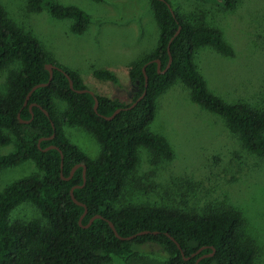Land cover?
I'll return each instance as SVG.
<instances>
[{"label": "trees", "instance_id": "1", "mask_svg": "<svg viewBox=\"0 0 264 264\" xmlns=\"http://www.w3.org/2000/svg\"><path fill=\"white\" fill-rule=\"evenodd\" d=\"M201 1L233 8L237 0ZM152 4L159 36L156 47L129 67L132 98L125 102L95 93L98 112L94 109L95 96L77 91L88 88L78 72L50 56L0 4V72L16 66L9 74L7 89L0 91V145L14 140L16 147L0 153V168L29 160L38 168V172L14 180L0 192V264H107L115 258L130 264L148 244L159 246L169 255L163 264H195L212 252L198 264H255L256 243L248 235L242 212L232 206L220 204L200 212L159 205H119L127 181L139 164L141 148H147L156 160L174 155L169 141L150 126L157 114L158 98L177 81L188 87L194 103L220 115L245 148L264 155V108L225 101L209 90L194 62L196 51L204 46L224 55L234 54L222 30L202 18L184 15L171 0H152ZM28 6L35 12L47 10L57 18L71 19L75 33H83L91 22L84 9L57 0H28ZM170 57L172 64L164 71ZM48 64L57 66L52 81L37 88L25 104L36 84L49 81ZM94 74L117 82L109 69H98ZM145 90V96L128 108ZM59 103H64L63 109L58 108ZM119 108L113 119L103 117ZM65 125L92 134L100 145L99 154L92 157L73 143ZM55 131L54 139L38 144L40 138ZM50 145L62 150L63 168L59 149L44 150ZM77 164L81 165L72 178L66 179ZM77 185L75 197L87 207L81 223L85 206L71 196L72 187ZM23 203L33 204L40 218L12 219V212ZM96 215L102 217L85 227ZM109 220L124 237L151 232L120 239Z\"/></svg>", "mask_w": 264, "mask_h": 264}, {"label": "rangeland", "instance_id": "2", "mask_svg": "<svg viewBox=\"0 0 264 264\" xmlns=\"http://www.w3.org/2000/svg\"><path fill=\"white\" fill-rule=\"evenodd\" d=\"M57 1L90 14L91 22L83 33L72 30L71 19L57 18L47 10L32 11L28 0H0V4L50 56L78 72L88 89L130 102L129 67L156 47L159 36L152 0ZM171 1L184 15L219 27L234 47L232 56L210 46L196 51L194 62L209 90L229 103L264 108V0H237L233 8L201 0ZM15 68L0 72V91L7 89L9 74ZM98 69L111 70L117 82L96 76ZM63 104L58 108L63 109ZM150 129L169 141L174 155L156 160L147 148H141L139 164L119 205H159L200 212L220 204L232 206L242 212L248 235L256 243L255 264H264V155L245 148L220 115L194 103L181 81L158 98ZM64 130L90 156L99 154L100 145L92 134L68 125ZM15 147L12 140L0 145V153ZM36 172L31 160L0 168V192L14 180ZM11 216L29 220L40 218V211L23 203ZM168 257L159 246L148 244L130 264H163ZM107 264L125 263L115 258Z\"/></svg>", "mask_w": 264, "mask_h": 264}, {"label": "water", "instance_id": "3", "mask_svg": "<svg viewBox=\"0 0 264 264\" xmlns=\"http://www.w3.org/2000/svg\"><path fill=\"white\" fill-rule=\"evenodd\" d=\"M180 31H181V26H180L179 29L176 31L175 36H177V35L179 34ZM173 38H174V37H173ZM173 38H172L171 40H173ZM169 47H170V45H169ZM172 60H173L172 57H170V61H169L168 65H167V68H166L164 71H166V70L171 66V64H172ZM157 62H158V69H159V71H161V62H160V60H157ZM47 68H48L49 71H50V79H49V81L46 82V83H39V84H36V85H35V86L29 91V93H28V95H27V99H26L25 104L28 102V100L30 99L32 93H33L37 88L42 87V86H45V85H49L50 82L52 81V79H53V75H54V69L57 68V66H55V65H53V64H48V65H47ZM144 72H145V68H144ZM145 74H146V73H145ZM70 85H71L72 88H74V81H73V79H71V78H70ZM147 85H148V75L146 74V86H147ZM77 91H78V92H90L91 94H93V95L95 96V106H94V109H95L96 112H98L99 99H98L97 95L95 94V92L91 91V90L88 89V88H86V89H79V90H77ZM145 93H146V90H145L144 93H143V94L137 99V101H136L135 103H133V104H132L130 107H128V108H132V107H134V106H135V105H136V104H137V103H138V102H139V101L145 96ZM30 108H32V105L30 106ZM121 109H122V108L117 109V110L113 113V115H111V116H103V117L106 118V119H108V120H111V119H113V118H114V117H115V116L121 111ZM46 112H47V111H46ZM47 113L49 114V112H47ZM19 116H20V114H19ZM55 136H56V131H55L51 136H49V137H42V138H40L38 144L40 145V143H41L43 140H45V139H54ZM50 148H57V149L60 150V152H61V158H62L61 166H62V168H63V165H64V154H63L62 150H61L58 146H56V145H50V146L46 147L44 150H48V149H50ZM80 165H81V164H77L76 166H74L73 169H72V171H71V173H70V176H69V177H65V178H66V179H71L72 176H73V174H74V172H75V170H76L78 167H80ZM83 173H84V177H85V175H86V166H84V172H83ZM85 181H86V180H85ZM76 187H79V186L77 185V186L72 187V189H71V196H72V198L74 199V201H75L76 203H78L79 205L85 206V212H84L83 216H82L81 219H80V223H81L82 218H83L84 215L87 213V207H86V205H85L83 202L77 200V198L75 197L74 190H75ZM101 217H102V215H96L95 217H93V218L90 220L89 224H87L85 227H89L90 224L93 222V220H94L95 218H101ZM109 223H110L111 227L113 228V230H114L115 234L117 235V237H119L120 239H126V240H129V239H133L135 236H138V235H141V234H145V233H150V232H151L150 230H145V231L138 232V233H136V234H134V235H131V236H128V237H124V236H121V235L119 234V232L117 231V229H116L114 223H113L111 220H109ZM155 233H158V231H155ZM179 247H180V246H179ZM214 251H215V248H214ZM213 253H214V252H212V253H210V254H206V255L201 256L200 258L197 259V261H196L195 264H198L199 261H200L202 258L207 257V256H209V255H213ZM185 258H186V259H189V257H185Z\"/></svg>", "mask_w": 264, "mask_h": 264}]
</instances>
